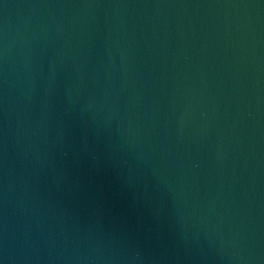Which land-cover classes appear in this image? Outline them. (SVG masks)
<instances>
[{
	"label": "water",
	"instance_id": "obj_1",
	"mask_svg": "<svg viewBox=\"0 0 264 264\" xmlns=\"http://www.w3.org/2000/svg\"><path fill=\"white\" fill-rule=\"evenodd\" d=\"M0 264H264V0H0Z\"/></svg>",
	"mask_w": 264,
	"mask_h": 264
}]
</instances>
